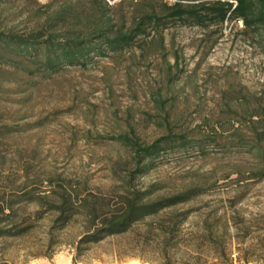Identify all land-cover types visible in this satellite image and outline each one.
Instances as JSON below:
<instances>
[{
    "label": "rangeland",
    "instance_id": "rangeland-1",
    "mask_svg": "<svg viewBox=\"0 0 264 264\" xmlns=\"http://www.w3.org/2000/svg\"><path fill=\"white\" fill-rule=\"evenodd\" d=\"M241 29L233 21L215 32L195 26L165 29L167 59L173 63V53L178 58L173 71L179 72L173 82L165 77L161 56L131 54L118 59L100 57L87 68L70 67L48 79L37 77L33 86L3 82L0 113L7 121L20 118V125L27 124L24 131L0 143V188L36 183L43 187L48 175H61L91 190H107L116 183L113 167L120 172L119 168L132 165L124 148L98 135L126 129L127 121L147 142L166 132L167 121L174 131L181 126L194 129L190 135L203 123L222 128L227 131L219 140L224 141L235 126L245 124L237 104L228 98L229 91L264 95V51ZM158 93L166 100L163 110L155 101ZM160 115L166 117L163 125L156 123ZM206 151L164 153L154 168L135 181L142 186L158 183L157 194L195 183L209 187L177 206L193 211L178 226L174 246L167 245L165 235L154 227L157 223L170 226L168 214L162 212L146 218L154 225L140 222L89 244L73 263L80 221L65 226L58 242L47 247L53 217L48 213L26 235L0 241V253L10 264H214L216 243L209 241L211 233L234 264L239 263L238 249L245 247L253 248L246 254L249 262L239 264H264L259 246V237L264 235V178L234 180L235 163L243 167L254 163L247 153L211 146ZM35 208V204L23 205L21 211ZM48 253L49 257L43 255Z\"/></svg>",
    "mask_w": 264,
    "mask_h": 264
},
{
    "label": "trees",
    "instance_id": "trees-1",
    "mask_svg": "<svg viewBox=\"0 0 264 264\" xmlns=\"http://www.w3.org/2000/svg\"><path fill=\"white\" fill-rule=\"evenodd\" d=\"M124 5L127 9H123ZM234 19H241V30L264 51V0H0V88L3 82L12 80L33 86L37 77L48 79L70 67L87 68L100 57L118 59L126 54L137 58L161 56L165 77L173 82L179 72L173 71L178 58L173 53L174 62L167 59L164 30L170 26H195L214 28L215 32ZM228 98L237 104L245 124L232 127L224 141L219 140L227 131L222 128L203 123L190 135L194 129L181 126L174 131L169 121L164 123L166 132L150 142L142 140L129 121L126 129L98 135L108 144L124 148L132 165L119 168L120 172L113 167L116 183L105 191L88 189L80 181L61 175H48L43 187L36 183L0 188V241L3 244L26 235L46 214L52 213L46 246L53 247L58 233L79 220L81 232L73 241L75 263L76 256L89 244L126 232L140 222L154 225L146 218L166 212L170 226L157 223L154 227L165 235L167 245L174 246L172 240L178 226L193 211L177 206L206 193L209 187L195 183L173 193L157 194L161 188L158 183H136L137 178L154 168L162 154L189 149L206 154L210 146L241 151L249 154L254 163L248 167L235 163L234 180L264 178V95L235 90L229 91ZM155 101L163 110L166 100L160 93ZM159 117L156 123L163 125L166 117ZM6 119L0 113V143L26 129L27 123L20 125V118ZM28 204H35L36 208L21 211ZM208 239L216 243L214 264H234L216 237L210 233ZM259 246L264 256V235L259 237ZM250 249L253 248H239L236 260L249 262L246 254ZM0 264H10L2 253Z\"/></svg>",
    "mask_w": 264,
    "mask_h": 264
},
{
    "label": "built area",
    "instance_id": "built-area-1",
    "mask_svg": "<svg viewBox=\"0 0 264 264\" xmlns=\"http://www.w3.org/2000/svg\"><path fill=\"white\" fill-rule=\"evenodd\" d=\"M233 22H235L237 25L242 26L241 19H234Z\"/></svg>",
    "mask_w": 264,
    "mask_h": 264
},
{
    "label": "crops",
    "instance_id": "crops-1",
    "mask_svg": "<svg viewBox=\"0 0 264 264\" xmlns=\"http://www.w3.org/2000/svg\"><path fill=\"white\" fill-rule=\"evenodd\" d=\"M67 264V263H66ZM140 264V263H139Z\"/></svg>",
    "mask_w": 264,
    "mask_h": 264
}]
</instances>
